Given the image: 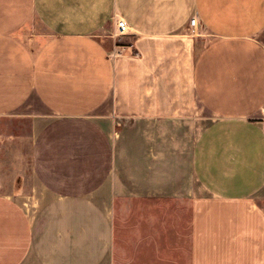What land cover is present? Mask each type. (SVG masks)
<instances>
[{
  "label": "crops",
  "instance_id": "0c3cea01",
  "mask_svg": "<svg viewBox=\"0 0 264 264\" xmlns=\"http://www.w3.org/2000/svg\"><path fill=\"white\" fill-rule=\"evenodd\" d=\"M263 31L264 0H0V264H264Z\"/></svg>",
  "mask_w": 264,
  "mask_h": 264
},
{
  "label": "built area",
  "instance_id": "2783aa9c",
  "mask_svg": "<svg viewBox=\"0 0 264 264\" xmlns=\"http://www.w3.org/2000/svg\"><path fill=\"white\" fill-rule=\"evenodd\" d=\"M190 25L191 26H196L197 25V19L196 18H192L190 20ZM117 28H118V34L117 35H124L128 30L129 27L127 26V23L125 22L124 19H118L117 21Z\"/></svg>",
  "mask_w": 264,
  "mask_h": 264
},
{
  "label": "rangeland",
  "instance_id": "374dc122",
  "mask_svg": "<svg viewBox=\"0 0 264 264\" xmlns=\"http://www.w3.org/2000/svg\"><path fill=\"white\" fill-rule=\"evenodd\" d=\"M117 34H118V31H117ZM258 40H259V42L264 46V31L259 35V37H258ZM198 133V129L195 127V129H194V135L196 136V134ZM26 172H27V174L25 175V183L28 185V186H30V187H32L34 184H35V182H34V180L31 178V176H30V174H29V170H28V168L25 170Z\"/></svg>",
  "mask_w": 264,
  "mask_h": 264
}]
</instances>
